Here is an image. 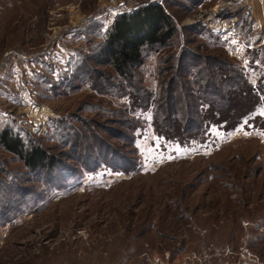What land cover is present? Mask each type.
Returning a JSON list of instances; mask_svg holds the SVG:
<instances>
[{
	"label": "rangeland",
	"instance_id": "rangeland-1",
	"mask_svg": "<svg viewBox=\"0 0 264 264\" xmlns=\"http://www.w3.org/2000/svg\"><path fill=\"white\" fill-rule=\"evenodd\" d=\"M153 2L179 32L124 80L95 56ZM263 58L264 0H0V131L58 159L0 146V264H264ZM227 65L263 103L233 128L206 109Z\"/></svg>",
	"mask_w": 264,
	"mask_h": 264
},
{
	"label": "trees",
	"instance_id": "trees-1",
	"mask_svg": "<svg viewBox=\"0 0 264 264\" xmlns=\"http://www.w3.org/2000/svg\"><path fill=\"white\" fill-rule=\"evenodd\" d=\"M178 32V25L162 3L142 4L115 17L100 44L95 59L99 64L110 66L122 79L134 81L147 57L153 52L166 48ZM184 66L186 64L182 59L178 63V69L180 72L185 68L188 69V76L193 78L195 85H199L198 74L201 70L195 74L190 66ZM226 68V79H223L218 72H211L207 86L214 89L215 94L212 95L211 92L210 94L215 97L208 100L209 107L206 109L212 117L219 116L222 122L229 123V127L233 128L263 103L260 100L261 93L255 92L238 66L227 65ZM235 72H239L240 75L233 76ZM218 79L222 82L218 83ZM230 86L231 90L226 89ZM262 93L264 94V86ZM207 95L209 97V93ZM192 103L194 102L190 100V104ZM213 109L217 110V114L214 115ZM196 112L197 110L192 109L190 111L192 114ZM163 131L167 137L175 138H181L183 132L177 120L173 127H169V132ZM0 146L40 176L50 175L58 162L57 157L50 154L38 142L32 140L27 142L21 134L9 128L0 131Z\"/></svg>",
	"mask_w": 264,
	"mask_h": 264
}]
</instances>
